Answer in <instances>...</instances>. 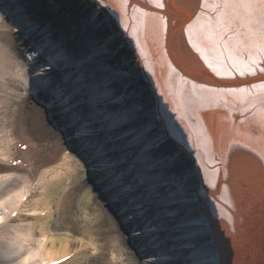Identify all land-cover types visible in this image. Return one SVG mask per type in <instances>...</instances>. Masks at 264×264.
Masks as SVG:
<instances>
[{
	"label": "bare ground",
	"instance_id": "1",
	"mask_svg": "<svg viewBox=\"0 0 264 264\" xmlns=\"http://www.w3.org/2000/svg\"><path fill=\"white\" fill-rule=\"evenodd\" d=\"M85 1L71 4L80 6L84 20L81 43L71 48L68 35L42 23L39 8L0 0V15L21 40L25 72L18 97L40 104L89 165L34 168L44 191L41 209L33 212L17 208L16 174H0V264H80L82 255L87 264L88 253L73 252L68 235L50 232L55 207L64 225L72 207L85 231L103 225L111 211L130 247L144 256L142 264H236L233 247L251 230L248 200L264 194V0H91L98 13ZM102 12L139 64L114 42L97 41ZM105 45L128 61L125 74L103 67L113 58ZM141 73L145 82L128 86L129 76ZM131 90L140 94L144 119L117 107ZM173 145L198 171V182L182 194L197 192V205L184 216V207L175 205L183 198L172 180L176 166L171 173L160 167L159 147ZM31 216L49 232L52 251L43 259L31 247L36 227L23 235L11 223Z\"/></svg>",
	"mask_w": 264,
	"mask_h": 264
},
{
	"label": "rangeland",
	"instance_id": "2",
	"mask_svg": "<svg viewBox=\"0 0 264 264\" xmlns=\"http://www.w3.org/2000/svg\"><path fill=\"white\" fill-rule=\"evenodd\" d=\"M26 1L30 10L31 8L35 10L39 8L41 10H38V18L42 23L50 26L56 32V35H68L66 40L69 47L76 48L81 43L80 38L83 35L82 25H84L82 21L84 20L81 19L80 6L77 8L72 7L71 4L74 0ZM85 2L91 7L92 12L98 13V11H101L98 2H91V0H86ZM101 16L104 23L101 28L102 32L99 31L100 33H98L100 39L98 38L97 41L103 40L104 42H108L109 45L114 42V45L117 44L118 48L122 49V54L124 52L125 56L139 64L138 57L135 58L132 56L133 54H130V47L122 37L121 31H119L116 24L111 22L110 17L104 12L101 13ZM87 22L90 24L92 18L88 17ZM89 35H91L90 32ZM17 36L12 22L3 15H0V174H16L18 180H14L11 186L20 189V195H17L18 198H16L17 208L22 212H33L41 209L38 198L43 195L44 191L43 175L40 177L38 173L34 174V168L39 166L44 169L47 167L53 169L56 168L55 166H59L64 161H67L70 165L83 166L82 169H84L85 162L77 153L69 148L65 137L60 131L49 123L46 111L40 104H37L33 99L26 98L22 100V98L18 97V94L22 92L21 77L25 69H23L22 56L19 52L21 40L18 41ZM25 39L27 40L26 37ZM105 47L112 57L113 54L110 48L107 45ZM106 62L107 64L102 65L108 71L112 70L118 74H125L127 72L126 69L124 70V67L128 61L122 63L121 59L115 58L113 55L111 61L108 57ZM139 79L145 82L142 73L138 76H129L127 81L128 86L135 88L134 85H136ZM134 91L124 101H118L117 107L126 111L128 110L130 113L134 112V114L136 113L135 116H137L141 111V107H139V101L141 100L139 98L140 94L134 93ZM141 114V116L140 114L138 116L144 119L143 117L146 112ZM154 127L157 128V123H154ZM153 132H156V129ZM165 150L168 153H164L166 152ZM158 152L159 154H163L162 158L164 160L160 163L162 170L171 173L170 168L173 169V166H176V172L174 171L175 174L173 173L172 180L181 195L185 191L184 186L187 187L189 183L193 186L194 182H198L199 179L195 178L198 173L197 167L190 159L188 160L185 152H182L177 145L171 146L170 150L160 146ZM25 154H28V156ZM54 156L55 158L52 160L51 157ZM183 159H186V162ZM63 171L64 169H60L61 173ZM191 177L193 178L191 179ZM62 178L64 177L62 176ZM84 184L85 186L89 185L88 181H85ZM9 189L11 188L6 189L5 193ZM64 192L65 189H62L59 195H62ZM187 193L188 195H182L183 198L180 204H175L179 205V207H184L179 211L180 215L183 216L187 215L188 209L192 208L193 203L197 205V192L191 190ZM95 196L97 200L95 205L102 209L104 200L96 192ZM60 214L61 209L55 207L50 222V232L56 233L62 231L65 235H68L73 252L79 251L81 255L83 252L85 254L88 253L87 264H142L144 256L140 257L130 247L127 234L121 230L117 219L111 211H107L103 225L95 227L92 231L83 230V226H85L84 222L74 217L72 207L67 210L65 215L69 224H62L65 219ZM11 223L20 229L22 228L23 235L30 234L31 230L29 229L32 225L36 227L35 234L32 237L34 243L31 244V247L37 251L39 259L45 258L52 251L50 242L47 240L49 232L44 233V231L40 230L39 221H36L34 216H31V218H21ZM111 237H114V241H112ZM114 243H116V246ZM83 258V255L79 258L76 257V261L82 263ZM38 261L41 262V260ZM5 264L11 263L7 262Z\"/></svg>",
	"mask_w": 264,
	"mask_h": 264
},
{
	"label": "water",
	"instance_id": "3",
	"mask_svg": "<svg viewBox=\"0 0 264 264\" xmlns=\"http://www.w3.org/2000/svg\"><path fill=\"white\" fill-rule=\"evenodd\" d=\"M251 230L233 247L236 264H264V194L248 200Z\"/></svg>",
	"mask_w": 264,
	"mask_h": 264
}]
</instances>
